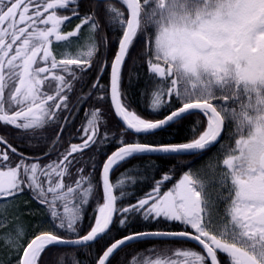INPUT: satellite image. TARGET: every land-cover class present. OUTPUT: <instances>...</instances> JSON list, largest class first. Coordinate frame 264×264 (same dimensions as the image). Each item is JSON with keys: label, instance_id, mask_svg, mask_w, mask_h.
Segmentation results:
<instances>
[{"label": "snow or ice", "instance_id": "obj_1", "mask_svg": "<svg viewBox=\"0 0 264 264\" xmlns=\"http://www.w3.org/2000/svg\"><path fill=\"white\" fill-rule=\"evenodd\" d=\"M0 264H264V0H0Z\"/></svg>", "mask_w": 264, "mask_h": 264}]
</instances>
